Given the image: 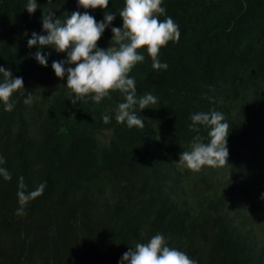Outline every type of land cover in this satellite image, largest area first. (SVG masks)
Masks as SVG:
<instances>
[{
	"label": "trees",
	"instance_id": "1",
	"mask_svg": "<svg viewBox=\"0 0 264 264\" xmlns=\"http://www.w3.org/2000/svg\"><path fill=\"white\" fill-rule=\"evenodd\" d=\"M36 3L29 14L27 0H0V67L24 88L12 94V111L0 103V167L12 177L0 176V264H119L156 234L197 264H264V0H163L159 19L171 17L180 38L160 49L166 70H154L141 49L145 59L129 73L138 100H157L135 106L143 128L116 121L118 91L73 104L66 75L52 69L66 53L27 46L33 32L47 35L42 14L63 23L78 11L97 22L116 14L97 44L107 49L124 0L103 10L78 0ZM212 111L230 125L228 165L193 172L179 154L197 136L208 143L210 129L191 131L190 117ZM20 177L26 192L46 185L24 215Z\"/></svg>",
	"mask_w": 264,
	"mask_h": 264
},
{
	"label": "clouds",
	"instance_id": "2",
	"mask_svg": "<svg viewBox=\"0 0 264 264\" xmlns=\"http://www.w3.org/2000/svg\"><path fill=\"white\" fill-rule=\"evenodd\" d=\"M163 0H124V6L119 12L122 27L111 28L112 46L107 49L97 47L104 30L115 19L116 14L104 13L103 21L97 22L94 16L76 11L62 23L53 11L42 14V31L47 35H38L33 32L27 41L29 48L51 46L58 53H66V60L54 61L52 69L57 78L67 77L66 85L74 93L72 103L84 97H90L99 103L110 92L118 91L124 96V102L119 103L115 119L118 123L126 122L128 127H144V122L136 114L135 106L140 110L149 108L150 104L157 102L156 97L147 94L139 100L136 97V83L130 78L129 73L145 59L140 54L145 49L152 60L154 70H166L167 63L159 60L160 49L169 41L178 42L180 38L179 26L171 17L163 21L159 16L164 15ZM79 7L84 9H106L109 0H78ZM36 0H27L26 10L29 14L36 11ZM26 34V33H25ZM35 60L41 65H47V55L39 50L34 54ZM65 64L73 65L65 68ZM4 81L0 83V103L5 106V111H12L10 102L12 94L23 88V79L13 78L10 70L0 67ZM24 89V88H23ZM29 95L24 103L30 104ZM105 124L110 122V117H102ZM191 131H199L198 125L210 129L209 142L204 143L199 136L195 137L190 151L179 154V162L193 172H199L202 167H223L228 165V149L226 147L230 125L225 122L222 113L212 111L209 113H195L190 117ZM5 160L0 156V165ZM0 176L11 180V174L0 167ZM18 201L21 205L17 210L18 215H24V206L32 199L43 194L45 184H40L34 191L26 192L23 177L19 178ZM261 199H264L262 195ZM119 264H197L184 252L166 245L161 234L154 235L146 243H137L134 248H128Z\"/></svg>",
	"mask_w": 264,
	"mask_h": 264
}]
</instances>
